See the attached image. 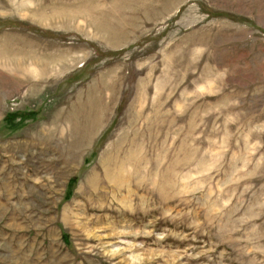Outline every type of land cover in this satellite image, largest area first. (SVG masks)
I'll return each instance as SVG.
<instances>
[{
  "label": "rangeland",
  "instance_id": "obj_1",
  "mask_svg": "<svg viewBox=\"0 0 264 264\" xmlns=\"http://www.w3.org/2000/svg\"><path fill=\"white\" fill-rule=\"evenodd\" d=\"M0 264H264V0H0Z\"/></svg>",
  "mask_w": 264,
  "mask_h": 264
}]
</instances>
